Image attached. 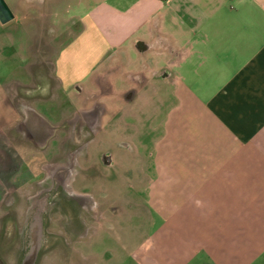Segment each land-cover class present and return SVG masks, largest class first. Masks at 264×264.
I'll return each instance as SVG.
<instances>
[{
  "label": "rangeland",
  "instance_id": "rangeland-1",
  "mask_svg": "<svg viewBox=\"0 0 264 264\" xmlns=\"http://www.w3.org/2000/svg\"><path fill=\"white\" fill-rule=\"evenodd\" d=\"M6 1L16 16L8 24L0 22V217L9 206L20 212L22 206L29 205L28 196L39 188L36 179L53 162V152L60 143L64 153L59 156H68L73 118L82 110L99 106L102 132L96 141L102 143L93 146V155L80 156V178L71 183L78 191L92 192L99 202L119 185L126 208L137 213L126 214L120 240L108 238L96 251L79 243L78 258L92 255L95 264H264V240L231 235L230 226L217 219V208L209 209L214 202L197 184L200 152L206 151L189 143L198 137L188 132L195 123L186 118L185 103L173 112L179 103L175 95L180 91L165 83L162 75L166 68L150 69L155 67L151 51L141 56L134 48H120L108 54L78 89L66 90L56 77L55 61L80 29L79 15L86 10L85 0ZM130 70L146 72L150 82L143 80L139 85L128 79ZM129 93L135 97L128 99ZM23 104L52 125H67L60 143L51 140L45 150L37 149L14 130L22 118ZM103 149L121 161L124 173L115 186L92 171L89 174L94 179L86 175ZM9 158L11 164L7 165ZM169 170L183 177L168 181ZM22 175L35 182L22 185ZM41 181L45 186L52 182ZM7 189L12 194L6 195ZM52 205L48 202L46 208ZM3 223L0 254L12 263V248H19L12 238L18 234ZM107 249L114 251L112 258L105 256ZM50 254L57 258L54 252ZM52 258L49 260L53 262Z\"/></svg>",
  "mask_w": 264,
  "mask_h": 264
},
{
  "label": "crops",
  "instance_id": "crops-1",
  "mask_svg": "<svg viewBox=\"0 0 264 264\" xmlns=\"http://www.w3.org/2000/svg\"><path fill=\"white\" fill-rule=\"evenodd\" d=\"M85 3L79 31L55 61L61 85L78 89L120 48L151 51L150 69L166 68L165 83L180 91L173 112L185 103L195 123L189 143L206 151L197 184L214 202L209 209L231 235L264 240V0ZM127 75L150 82L143 71ZM175 176L183 177L169 170L166 180Z\"/></svg>",
  "mask_w": 264,
  "mask_h": 264
},
{
  "label": "flooded vegetation",
  "instance_id": "flooded-vegetation-1",
  "mask_svg": "<svg viewBox=\"0 0 264 264\" xmlns=\"http://www.w3.org/2000/svg\"><path fill=\"white\" fill-rule=\"evenodd\" d=\"M127 97L131 99L135 95L129 93ZM22 107L23 110H20L22 118L17 121L14 130L24 136L27 142L36 145L37 149L45 150L51 140L60 143L62 133L68 129L66 124L52 125L35 110L24 104ZM101 115L99 106H95L80 111L73 118L72 122L75 126L71 136L72 143L66 149L68 156L66 158L59 156L62 151L64 153L60 143V148L53 152V162L43 168L44 175L40 174L36 179L39 188L37 187L34 194L28 196L29 205L22 206L20 212L15 209L17 207L9 206L0 217V223L6 222L8 227L16 230L18 234V237L12 238L19 245L16 250L12 248L11 257L14 256L12 263H9L6 256L0 254L5 258L3 259L5 264H95L92 255L78 258L76 253L79 243H86L90 250L96 251L108 238L120 240L121 230L125 227L126 214L133 216L137 211L132 210L130 213L129 207L126 208L125 205L124 190L119 185L117 190L115 186L116 181L122 178L124 173L121 169V161L116 159L115 153L103 149L99 161L96 160L94 163L95 167L91 166L87 169L86 175L90 177L89 179L101 175L105 183L114 182L116 191L108 192L103 201L99 202L92 192L76 190L71 183L80 178L79 172L83 167L79 163L80 156L93 155V146L97 147L102 143L96 141L102 132ZM8 164H11L10 158ZM26 166L27 169L30 168L29 165ZM89 171H92L94 176L89 174ZM22 178V185L25 181L29 184L34 180L25 175H22ZM41 180L52 182L50 186H45ZM5 193L9 195L12 191L7 189ZM48 202L53 203L49 210L46 208ZM85 202L90 204L86 205ZM135 202L133 200V204ZM68 249L71 254H68ZM52 252L56 254V259L50 254ZM105 252L107 258L114 256V251L111 249ZM48 254L49 256L46 257ZM51 258L53 262L49 260ZM61 259H63L62 263H60Z\"/></svg>",
  "mask_w": 264,
  "mask_h": 264
},
{
  "label": "water",
  "instance_id": "water-1",
  "mask_svg": "<svg viewBox=\"0 0 264 264\" xmlns=\"http://www.w3.org/2000/svg\"><path fill=\"white\" fill-rule=\"evenodd\" d=\"M15 18L13 9L9 6L6 0H0V22L6 24ZM0 264H5L3 258L0 256Z\"/></svg>",
  "mask_w": 264,
  "mask_h": 264
}]
</instances>
